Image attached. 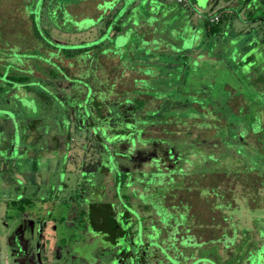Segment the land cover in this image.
<instances>
[{"label":"rangeland","instance_id":"1","mask_svg":"<svg viewBox=\"0 0 264 264\" xmlns=\"http://www.w3.org/2000/svg\"><path fill=\"white\" fill-rule=\"evenodd\" d=\"M50 1L45 0L40 8L37 0H0V58L17 51L25 57V66L33 72L29 76L31 90L57 89L50 87L51 80V84L40 81L46 80L47 71L55 67L49 62L53 56L48 52L50 48L44 45L47 50L37 49L41 43H37L26 20L30 12L36 17L40 15L43 27L37 30L45 41L49 37L66 44L103 41L96 50L100 54H114L100 56L101 66L97 62L89 64L87 72L91 78H86L89 84L98 86V98L114 96L116 101L109 102V109L115 117H118L115 109L122 105L121 101L124 103L125 97L134 104L136 99H142V111L155 101L153 97L157 99L156 115L142 121L155 126L178 122L181 128H190L194 134L207 127L211 139L217 141H212L206 149H211L212 155L190 152L193 158L190 164L182 165V172L177 170L180 183L176 184L177 189H171L173 197L163 196L167 204L188 205L185 224L188 231L183 232L181 226L172 230L168 224L172 235L150 232L154 217L134 213L133 200L141 193L144 200L157 193L149 191V187L142 189L129 174L123 185L117 182L115 186L114 180L120 179V174L117 178L111 175L109 164L114 161L120 166L112 156L117 154L111 149L113 141L108 148L105 142L96 140L94 116L87 118L80 112L71 92H63L64 105L56 100V110H42L31 93L24 100L18 85L9 87L0 82V181L12 185L16 182L19 186L13 185V193L30 185L23 191L28 202L0 204V212H6L10 218L4 219L5 227L12 225L5 236L0 230L3 240L0 264H150L151 255L155 256L156 264H165L166 255L177 252L170 242L177 243L180 239L202 242L191 245L196 246L194 255L217 252L220 264H235L245 255L247 246L243 240L249 233L254 244L246 250L248 258L253 259L250 263H255L257 258V264H262L264 261L258 254L264 253V247L259 245L258 234L264 237V2L216 0L210 9L214 0H184V5L187 1L193 3V9L189 8L185 14L184 8L174 0L161 3L158 0H53L56 6L49 20L46 12L50 10ZM97 2L100 5L96 6ZM217 7L231 11L222 15L220 31L215 35L209 33L193 49L181 51L193 44V34L204 28L203 18ZM107 9V18L113 12H118L113 20L123 16L121 32L104 30L99 19ZM238 60L241 64L235 63ZM10 70L13 68L7 72ZM69 70L68 67L61 70L65 75L60 82H71V87L58 90H77V85H89L82 82L80 74L69 75ZM66 110L70 112L69 118ZM15 111L19 112L17 117ZM181 117H191L196 128L175 120ZM121 145L115 141V147L120 149ZM106 159L108 162H104ZM247 175L259 177L258 184L248 180ZM137 188L140 192L135 195L133 191ZM162 191L165 193L164 188ZM11 194L10 190L0 189L3 200H8ZM89 199L111 203L116 215L131 208L133 216L130 214L129 220L121 219L128 233L109 243L103 234L94 231L85 222V202L83 205L81 202ZM216 203L222 207H215ZM96 213L105 212L102 209ZM219 219L221 237L219 229L214 228V221ZM218 235L219 240L205 243ZM155 241L161 248L151 247L150 242Z\"/></svg>","mask_w":264,"mask_h":264},{"label":"trees","instance_id":"2","mask_svg":"<svg viewBox=\"0 0 264 264\" xmlns=\"http://www.w3.org/2000/svg\"><path fill=\"white\" fill-rule=\"evenodd\" d=\"M262 2H264V0H262ZM131 3L132 2H130L128 5L130 6ZM44 4H45V0H37V6L42 7ZM98 5H100V2H97L96 6ZM31 6L32 5L30 4L29 7ZM55 6L56 4L54 3L53 0H51L50 4L48 5L50 10L46 12L47 19H49V14L52 13V9ZM211 8H212V5L210 9ZM108 11L109 10L107 9L106 12L103 14V17L99 19L100 22L103 21L104 30H108V28H111V30L114 31L115 33L121 32L122 23L120 19L123 18V16L119 15L116 20H113L116 13H118V12L116 13L113 12V14H111L110 17L107 18L106 14ZM209 15L203 18L204 37L208 35L209 33L212 35H215L220 31L219 30L220 29L219 23L221 21L220 15H219V20L215 23H211L208 21L207 18ZM26 20H27V25L31 28L32 33L35 39L37 40V43L38 41L41 43V45L38 44L37 49H40L42 51L47 50V48L44 46L46 45L50 48L48 52L50 54H53V56L50 57L52 62L51 61L49 62L55 67V69L48 70L47 78H45L46 80L43 79L40 81L49 83V84H51V81H52V84L50 85V87L53 86L57 90H31L33 87L30 83L31 81H30L29 76H31L33 72H32V69L27 68L25 66V61H26L25 57H21L20 56L21 53L19 51L15 52L14 54L8 55L6 57L0 58V66H1L0 82L5 83L9 87L13 85H18L19 88L22 90L21 94H23L24 100H27L25 99V96L28 97L31 93V96L33 95L35 100H37V102L41 104L43 108L42 110H50V109H51L50 111L56 110L54 106L56 100L59 104L64 105V103L61 101L64 96L63 92L64 91L71 92V97L76 98L75 106L78 107L80 112L82 114L84 112L85 115L88 116L87 118L94 116L95 121L97 123L96 125L97 128L94 133V137H96V140L102 143L105 142L108 148L110 147V141H113L111 142V145H112L111 149H112V152H117V154L113 153L116 156L114 155L112 156L115 159L117 158V163L120 166V167H117L114 161H112V163L109 164L111 167L110 168L111 175L113 174L115 175V178H117L118 174H120V179L117 178V180H114L115 186L118 184L117 182H119L120 185H123L124 182L126 181L125 179L126 175L129 174L132 180L133 179L137 180L136 182L141 185L142 189H144L145 187L147 188L149 187L148 188L149 191H151L152 193H157V195L155 194L151 197L152 200L150 198L147 200H144L143 198L145 196L142 195V193L139 194L141 198L140 197L138 198V200L143 204L142 213L146 214V216L148 215L149 217L150 216L154 217L153 224H151V227H150V232L157 231L156 233L161 232L164 234L166 232L164 226L168 224H171V225L174 224V226H177V225L181 226V230L182 228L184 229L183 232L188 231V228L185 227V224L187 221V215H186L187 206L181 205V204H179V206L174 205V204H167L164 202L163 196L167 194L169 197H173V193L171 189L176 188V184H178V182L180 183L179 176L181 175L177 174V170L179 172H182L184 169L182 165L190 164V159H193L192 156H190L191 151L193 152L194 150L197 152V154H200L201 156L213 154V151L211 149L206 151L208 147H211L212 141L213 142L217 141L216 138L211 139V136H210L211 132H209L210 128L206 127L204 131L202 132L199 131L197 132V134L196 133L194 134V132H192L190 128H181L178 122L172 123L169 125L161 124L160 126L159 125L155 126L153 123H149L148 121H147L148 123L146 121H142L145 117L154 118L156 115V111L154 108H155L157 99L153 97L152 99H154L155 101L154 102L151 101L148 104V109H147L148 112L147 110L142 111V108H141L143 105L142 99L140 98L136 99L135 104H134L132 103V101L128 100L127 97H125L124 99L125 104L123 103V101H121L120 103L122 105L119 106L117 104L118 102H116L117 106L119 107L115 109V113L118 116V117H115L111 113V110L109 109L110 108L109 102L116 101L114 99V96L111 99L106 98L107 96L103 98H98L97 94L99 90L98 89L96 90L98 86L94 87L93 84L92 85L89 84L88 82L90 81L86 78L88 76L91 78L90 74L88 75L89 72H87L89 64L94 65L96 64V62L99 63L98 58L100 56H105V57H108L110 55L114 56V54H108V55L100 54L98 51L99 49L96 50V47L102 44L103 41L98 42V43L88 44V45H86L85 44L86 42L84 41L66 44V42H59L57 40H54L52 37H49V39L45 41L44 38L41 37V35L39 34L37 30L38 27H43V25H41L40 23V15L36 17L35 13L33 14L30 12L26 16ZM100 30L103 31L102 29ZM91 49H94V50L92 52H89ZM181 51L184 52L188 50L185 48ZM116 59L118 60V62L120 61L118 56L116 57ZM42 62L45 65H47V63L44 60ZM99 64L101 66V63ZM65 67H68V70L72 68L75 69L72 72L69 70L70 71L69 75L73 77L74 75L78 76V74H80L82 82L84 83L86 81L89 85H87L86 83L85 85H82V87L77 85V90H58V89H61L62 87L70 88L72 85L71 82H68V84H65V82L63 81L60 82L61 80L60 78L65 75V73L63 74L61 70H63ZM12 68H13L12 70L13 72L11 70H10L11 72L10 71L7 72V69L9 70ZM35 75L42 76V74H36V73ZM98 78L100 79V77ZM104 88L106 89V87ZM11 90H14V89H11ZM123 95H126V94H123ZM148 97H151V96L148 95ZM28 101L32 103L33 99L29 97ZM65 112L67 114V118H69V113H70L69 110H66ZM145 112H147V114H145ZM18 113H19L18 111H15L16 117ZM114 117L115 119H113ZM175 120H181L182 123H187L190 127L196 128V126L193 124L195 122L194 120H192L191 117H185V118L181 117V119L179 118ZM142 122H145V123H142ZM124 125L128 126L129 128L124 127ZM90 126L91 128L93 127L91 122H90ZM249 134L253 135L250 129H249ZM100 135L102 138L100 137ZM124 136L126 137L119 140V137H124ZM66 137L69 139L68 135ZM105 140H108V141H105ZM115 141L116 142L118 141V145L122 144L120 146L121 147L120 149L118 147H115ZM151 145H153V148L155 150L164 149L166 153L164 157L160 158L161 160L158 161L157 157L152 156V154L149 156H146L144 154L145 152L150 151L149 146ZM187 146H192L193 149L189 150L186 148ZM184 150H185V154H183ZM194 153L195 152H193V154ZM104 162H108V159H106ZM120 163H123L124 166L122 167ZM112 165L116 168V170L113 169L114 167H112ZM187 167L188 165H186V169ZM117 168H119L121 171L118 170ZM237 174L238 172L236 173V175ZM231 175L233 177H237L235 174L231 173ZM246 177L248 178V180L255 181L256 183H257V178L259 180V177H256L255 175L250 176V177L249 175H247ZM239 182L242 183V180H239ZM162 188H164L165 193H163ZM138 189L139 188L133 191L135 195H137L140 192V190ZM188 189L189 188L186 187V190ZM251 189H253L252 186H251ZM201 191L205 192L204 189H201ZM204 192H203V195L206 194ZM228 204L230 205V203ZM218 205L220 204L219 203L214 204L215 207ZM181 206H183V208ZM177 209L178 211H176ZM247 232L249 233L250 231L248 230ZM250 236L251 234L249 233V235L243 240V245L247 246L245 247V250H244L245 255H242L243 258L238 260L237 263L235 264H252L250 262L253 261V259L251 258L250 260L248 258V254L246 253V250L248 249V247L254 245L253 242L250 241ZM220 237H221V234H220ZM258 237L260 238L259 245L264 247V237L260 236L259 234H258ZM216 239L219 240V236L217 238H212V239L209 238L205 240V243L208 242V240L215 241ZM227 240L225 241L226 245H228ZM188 241L190 243L189 249H192L190 253H193V252L195 253L196 246H191L192 244L199 245L202 243V242L198 243L195 241H191L190 239H188ZM221 241H222V238H220V242ZM231 242H234V241L232 240ZM150 243L153 245V242H150ZM263 251H264V248H263ZM176 254L178 255V252H176ZM195 255H196V259L193 263L199 262V264H220V256L218 255L217 252L202 254V255L195 254ZM258 255H260L262 258V261H264V253H259ZM244 260H247V261L245 262ZM254 260H255V263L253 264H257V261H258L257 258Z\"/></svg>","mask_w":264,"mask_h":264},{"label":"flooded vegetation","instance_id":"3","mask_svg":"<svg viewBox=\"0 0 264 264\" xmlns=\"http://www.w3.org/2000/svg\"><path fill=\"white\" fill-rule=\"evenodd\" d=\"M149 152H145L144 154L146 156H149L152 154V156H156L158 161L161 160V157H164L165 151L162 150H155L153 148V145L149 146ZM140 190V189H138ZM174 195V193H173ZM82 205L84 203L85 207V222L90 223L93 227H91L94 231H97V233L103 234V238H106L105 240L110 241L109 243L116 242V238H123L128 232L126 225L123 226L121 224V219L123 217L130 219L133 211L131 208H128L124 211H120L121 215H116L113 206L111 203H107L104 200H96V199H89V200H81ZM133 203L135 205V211L134 213L139 212L140 214L143 211V204L138 200H133ZM164 203V202H163ZM181 205H186V215L188 214V205L181 203ZM185 206V207H186ZM104 210L105 213L99 214L96 213L97 210ZM119 210V209H118ZM38 222V221H37Z\"/></svg>","mask_w":264,"mask_h":264},{"label":"crops","instance_id":"4","mask_svg":"<svg viewBox=\"0 0 264 264\" xmlns=\"http://www.w3.org/2000/svg\"><path fill=\"white\" fill-rule=\"evenodd\" d=\"M163 0H158V2L159 3H161ZM177 4L179 3L181 6H180V8H184V10H185V14L186 13H188L189 12V8H191V9H193V3H190L189 1H187V3L188 4H186V5H184V3H183V1H181V2H178L177 0H174ZM135 3V2H134ZM214 4H216V0H214L213 1V3L211 4L212 5V7L214 6ZM150 6V5H149ZM223 7H224V5H223ZM190 9V10H191ZM231 11H228V10H222V7H217V8H215L214 9V11H212L211 13H213V14H218V15H220V19H221V17H222V15H224V14H228V13H230ZM210 13V14H211ZM232 13H234V12H232ZM209 15V14H208ZM235 17H238L239 18V14L238 13H235ZM207 16V15H206ZM147 19V18H146ZM241 19H243L244 21L246 20V21H248V20H251V18L250 19H244V18H241ZM249 24V23H248ZM239 30H243L242 28H239ZM124 37V36H123ZM193 38H194V42H193V44L190 46V47H188V48H186L188 51L190 50V49H193L194 47H196L197 45H200V43L201 42H204V31H203V29L202 30H200V31H197V32H195L194 34H193ZM241 60H238V61H235V63H238V64H241ZM245 62H249V60H245ZM251 62V61H250ZM144 77L145 76H147V75H143ZM26 141H28V140H30L29 138H26L25 139ZM57 146V145H56ZM13 180H14V178H13ZM26 180H27V178H26ZM24 184H26V183H24ZM28 184V183H27ZM14 185V187H15V185L18 187L19 185H17L16 184V182H15V184H13ZM13 185H12V182L11 183H9V182H6L5 183V181H0V189H4V190H10V192H12V194H11V197H9L8 198V200H3L2 199V197L0 196V204L1 203H3V201L7 204V202H10V204H13V203H21V202H28V200H29V198H27V197H24V194H23V191H26V189H25V187L26 188H28L29 189V187H30V185H28V186H24V187H22V188H17V191L16 192H14L13 193V189H14V187H13ZM21 190V191H20ZM27 199V200H26ZM4 219H7V220H10V218H9V216L6 214V212H0V230H2L3 231V233H4V236H5V234H7V233H9L10 232V229H11V226L9 227V225L7 226V227H5V222H3L4 221ZM214 220V219H213ZM213 220H211V221H213ZM220 221H222V220H216V221H214V223H215V226H214V228H216V229H219V235L221 234V232H220V228H221V223H220ZM11 224V223H10ZM5 228V229H4ZM5 230V231H4ZM211 230H213V228L211 227ZM218 235V236H219ZM218 236H215V237H212V238H217ZM212 238H210V239H212ZM0 245H3V240H2V235L0 236ZM5 245V244H4Z\"/></svg>","mask_w":264,"mask_h":264},{"label":"water","instance_id":"5","mask_svg":"<svg viewBox=\"0 0 264 264\" xmlns=\"http://www.w3.org/2000/svg\"><path fill=\"white\" fill-rule=\"evenodd\" d=\"M164 227H165V230H166L165 233H167L169 235L174 234L173 232L172 233L168 232L167 228H170V227H168L167 225L164 226ZM172 228H176V226H174V224H173V225H171V229ZM158 234H160V233H158ZM162 237L161 238L163 239V241H165V238H164L163 235H162ZM162 239H160L159 245H161V240ZM181 242L185 243V244L181 245L180 244ZM155 243H156V241L153 242V245H151V247L156 248L158 245L155 244ZM170 243H172V247H174V249H177L178 255L176 253L174 255H172V256L166 255V263L165 264H199V262L193 263L195 261V259H196V256L193 253H190L189 251L188 252L186 251L187 249H189V246H190V243H189L188 240H185V239L181 240L180 239L177 243H175V241H172ZM158 247L161 248L160 246H158ZM154 257L155 256H153V255H151L149 257L150 264H156V260L154 259ZM188 258H189V261H187Z\"/></svg>","mask_w":264,"mask_h":264},{"label":"built area","instance_id":"6","mask_svg":"<svg viewBox=\"0 0 264 264\" xmlns=\"http://www.w3.org/2000/svg\"><path fill=\"white\" fill-rule=\"evenodd\" d=\"M178 2L184 1V0H177ZM208 21L211 23H215L219 20V15L218 14H211L208 16Z\"/></svg>","mask_w":264,"mask_h":264}]
</instances>
